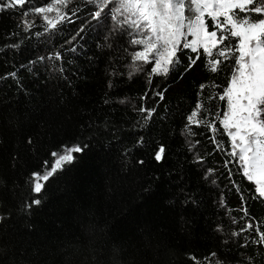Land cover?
Listing matches in <instances>:
<instances>
[{
	"label": "trees",
	"instance_id": "16d2710c",
	"mask_svg": "<svg viewBox=\"0 0 264 264\" xmlns=\"http://www.w3.org/2000/svg\"><path fill=\"white\" fill-rule=\"evenodd\" d=\"M49 2L0 11V264H264L254 233L233 236L245 222L264 231V199L217 122L234 61L203 54L185 71L197 54L183 49L149 83L151 64L130 76L132 37L92 20L85 0L72 1L71 22L46 32L35 19L25 31L23 11ZM212 59L222 61L215 73ZM73 146L84 150L31 192V174ZM33 198L41 204L29 209Z\"/></svg>",
	"mask_w": 264,
	"mask_h": 264
},
{
	"label": "snow or ice",
	"instance_id": "6c2138e0",
	"mask_svg": "<svg viewBox=\"0 0 264 264\" xmlns=\"http://www.w3.org/2000/svg\"><path fill=\"white\" fill-rule=\"evenodd\" d=\"M91 3L92 20L99 23L102 19L110 18L117 25H127L131 29L130 36L136 34L137 38L130 39V43L140 46L141 50L131 53L130 67L133 72L130 76L143 70L141 66L144 64L152 65L149 83L153 75L167 76L176 69L177 53L183 49H190L197 54L196 58H189L185 71L191 70L203 54L234 61L230 82L219 97L220 100L226 98L227 111L222 113V118L217 122L230 138L229 155L238 158L243 175L255 182L253 198L264 199V0H91ZM26 4H31V0H0V11L24 8ZM71 4L72 0H50L46 6L25 9L21 25L25 31L29 30L32 25L27 17L35 14L42 17L46 32L55 30L65 21L71 22V16L75 15V10L69 8ZM51 13L55 15L50 16ZM205 17L210 19L214 30H209ZM189 36L194 39H187ZM232 38H239L238 42L228 43ZM218 45L222 47L218 48ZM198 48H202L203 52H198ZM213 49H216L215 53ZM53 58L59 60L61 54L57 52L49 56V59ZM206 63L210 71L215 73L222 61L212 59ZM8 75L14 77L16 74ZM200 87L203 90L205 86ZM156 95L160 99L164 98L162 92ZM195 108L186 118V127L189 129L202 105L198 102ZM138 110L145 113V119L152 117L155 112L154 108L143 106ZM195 122L197 126L205 124L213 132L217 131L207 121ZM83 150V146H73L66 148L62 154L53 152L51 155L56 159L50 170L42 175L35 172L31 174L36 182L30 186V191L37 196L41 194L45 184L39 181L48 182L64 165L74 161V154ZM164 153L165 148L160 146L154 152V159L161 161ZM139 163L143 164V161ZM208 171L211 173L213 170ZM40 204V199L33 198L27 207L31 209ZM242 211L244 216L249 215L246 209ZM233 223L237 221L234 219ZM245 233H254L252 243L264 247V231L255 228L253 223L245 222L239 231L233 232V236ZM211 255L215 256V253ZM216 264L224 262L217 260Z\"/></svg>",
	"mask_w": 264,
	"mask_h": 264
},
{
	"label": "rangeland",
	"instance_id": "374dc122",
	"mask_svg": "<svg viewBox=\"0 0 264 264\" xmlns=\"http://www.w3.org/2000/svg\"><path fill=\"white\" fill-rule=\"evenodd\" d=\"M73 1V0H72ZM85 1H87V2H89V3H91V0H85ZM92 4V3H91ZM50 16H54L55 14L54 13H51V14H49ZM27 19L30 21V23L32 24L33 22L32 21H35V19H37V20H41V21H43V19H42V17L41 16H38V15H35V14H31V15H29L28 17H27ZM106 19H108L109 20V22H110V25H111V28H112V30H121V31H124V32H126V33H128L129 34V32L131 31V29H129L128 27H127V25H117L115 22H113L110 18H106ZM205 19L207 20V19H209V18H207V17H205ZM221 19H223V18H221ZM44 22V21H43ZM45 23V22H44ZM132 38H137L136 37V34L135 33H133L132 34V36H131ZM187 39H189V40H192V39H194V37H191V36H189V37H187ZM237 39H239V38H237ZM134 48H138L137 50H141V48H140V46H133ZM198 49H202V48H198ZM203 50V49H202ZM146 66V64H144V65H142L141 67L144 69V67ZM142 71V70H141ZM131 72H133V69L131 68ZM140 71H138V72H136V73H139ZM225 101H226V109H225V111H227V100H226V98H225ZM223 128V127H222ZM224 130V129H223ZM227 135V134H226ZM230 139V138H229ZM230 148H231V141H230ZM64 152V151H63ZM62 152V153H63ZM61 153V154H62ZM56 159V158H55ZM237 159V161H238V158H236ZM54 163H55V161H54ZM238 163H239V161H238ZM243 171V170H242ZM34 182H36L35 180H34ZM39 182H42V181H39ZM253 182V184L255 185V182L254 181H252ZM256 186V185H255Z\"/></svg>",
	"mask_w": 264,
	"mask_h": 264
}]
</instances>
